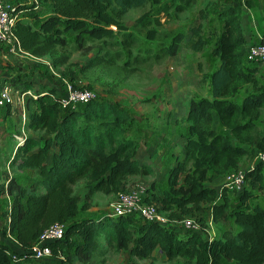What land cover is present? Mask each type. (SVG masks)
I'll list each match as a JSON object with an SVG mask.
<instances>
[{"label": "trees", "instance_id": "16d2710c", "mask_svg": "<svg viewBox=\"0 0 264 264\" xmlns=\"http://www.w3.org/2000/svg\"><path fill=\"white\" fill-rule=\"evenodd\" d=\"M45 1L52 7L46 17L38 16L35 4H14L23 18L26 13L36 14L34 24L22 18L14 29L21 48L36 58L49 57L53 66L60 68L71 59L68 35L78 44L96 41L84 67L90 69L110 62L116 56L113 48L136 42L123 23L129 10L147 4L155 7L154 19L150 14L139 19L138 25L146 28L155 19L159 22L161 14L185 11L194 0ZM242 7V0H233L218 14L222 28L213 50L219 63L210 79L211 98L191 100L187 114L177 121L184 156L176 159L170 171L172 200L167 204L170 215L166 224L108 213L79 219L88 207L75 193L78 183L83 182L89 197L119 194L128 177L153 173L149 164L139 161L141 143L133 114L101 96L64 107L62 92L54 84H40L35 76L7 74L5 80L0 79L20 94L31 92L26 97L25 126L45 133L43 138L30 134L19 140L16 136L7 158L15 175L0 174V201L10 202L7 221L0 225L4 238L0 240V264L35 258L28 250L57 223L66 226L64 237L47 244L53 256L40 264H94L106 249L129 250L140 260H150L161 252L169 261L181 260V264H264V207L244 205L253 191L264 190V162L244 171L246 186L236 206H232L228 188L218 192L208 185L240 170L246 157L264 152V138L257 143L254 138L264 110V83L258 78L257 64L247 61L249 47L255 43L248 44L246 39ZM200 40L195 45L199 46ZM181 41L182 37H177L166 52L175 55ZM133 128L135 137L131 136ZM252 144L255 146L249 148ZM207 206L213 222L231 223L234 228L225 227L219 236L209 238L203 230L181 227V232L172 224ZM199 223L204 229L203 218ZM8 237L19 248H14ZM14 254L22 261L14 262Z\"/></svg>", "mask_w": 264, "mask_h": 264}, {"label": "rangeland", "instance_id": "374dc122", "mask_svg": "<svg viewBox=\"0 0 264 264\" xmlns=\"http://www.w3.org/2000/svg\"><path fill=\"white\" fill-rule=\"evenodd\" d=\"M10 1L30 7L37 3L39 9L36 13L39 17H46V13L52 9L51 4L45 0ZM232 1L194 0L188 4L185 11L161 14L159 22L155 19L153 25L146 28L138 25L139 19L149 14L151 19H154L155 13L157 14L155 7L147 4L131 9L124 16L123 23L128 32L134 35L136 42L113 48L116 56L110 62L90 69L84 67L89 62L96 41H87L85 45L78 44L71 35H68L67 51L71 54V59L66 66L60 68H55L47 56L40 60H29L11 53L9 48L0 45V79L5 80L7 74L31 75L35 76L40 84H54L59 92L63 91L65 83H72L75 86L90 88L97 97H105L127 109L137 120L138 126L135 125L141 143L138 151L139 161L149 164L153 168V173L128 177L122 192L128 194L142 192L141 202L154 205L161 216L169 219L170 211L167 210V204L171 203L172 197L168 179L176 159L182 160L184 156V140L180 137L177 121L187 114L191 100L211 98L210 79L219 63L213 50L222 28L218 14L224 5H230ZM242 2L241 16L245 35L251 42L257 43L258 37L264 36L262 13L264 0ZM35 15L26 13L23 19L34 24ZM177 37H182L179 49L175 55H170L166 50ZM199 38L202 43L197 46L195 43ZM117 39L122 38L117 36ZM256 67L259 70L258 78L264 83V64H257ZM251 90L249 87L248 91ZM27 111L26 98L22 101L16 97L15 103L10 106L0 104V174L15 175L13 173L15 170L9 166L7 158L16 136H19V140L30 134L38 138L45 137V133L30 131L27 125L25 126ZM135 130L133 128L132 137L137 134ZM254 138L256 143L264 138V110L257 123ZM254 146L255 144H252L248 147ZM261 152L259 151L256 157H246L240 165V170L245 171L261 161L259 158ZM225 182V177H222L208 185L218 192L225 187L228 188L232 206H236L242 190L229 188L225 186ZM75 193L81 197V204L88 207L81 212L79 219L89 215L113 214L112 204L118 193H97L89 197L83 182L75 186ZM9 204L8 200L0 201V225L7 221ZM245 204H248L249 208L257 205L264 207V190L253 191ZM201 218L205 223L204 229L199 223ZM184 219L195 220L200 230L209 238L219 236L225 227L234 228L231 223L213 222L212 212L208 206L195 215L183 216ZM180 221L175 220L172 224L183 232ZM40 262L36 258H30L20 264ZM94 264H181V260L169 261L161 252H156L150 260H140L132 257L129 250L106 249Z\"/></svg>", "mask_w": 264, "mask_h": 264}, {"label": "built area", "instance_id": "2783aa9c", "mask_svg": "<svg viewBox=\"0 0 264 264\" xmlns=\"http://www.w3.org/2000/svg\"><path fill=\"white\" fill-rule=\"evenodd\" d=\"M36 9H39L36 3ZM23 13L17 12L13 2L10 0H0V45L9 48L13 54H18L29 60H40L30 56L20 46L19 41L15 37L14 29L17 23L22 20ZM247 61L254 64H264V41L250 45ZM31 92L20 94L15 91L9 84L0 83V104L3 106L13 105L18 100L24 101ZM96 97V94L86 88H79L72 84L65 83L62 91V105L64 107H76L86 103L90 99ZM259 158L264 162V152H261ZM225 186L243 190L246 186V177L243 170H235L225 177ZM142 192L125 193L121 192L117 195V199L112 204V212L115 216L137 215L146 221H157L163 224L169 222L158 213L157 208L148 203H142ZM182 228L186 230L199 231L200 226L193 219H184L180 221ZM66 226L64 224H54L46 229L40 236V239L28 251L38 260L48 259L53 256L51 248L47 245L50 241L62 239L64 237ZM14 262H21L22 259L18 255H13Z\"/></svg>", "mask_w": 264, "mask_h": 264}, {"label": "crops", "instance_id": "0c3cea01", "mask_svg": "<svg viewBox=\"0 0 264 264\" xmlns=\"http://www.w3.org/2000/svg\"><path fill=\"white\" fill-rule=\"evenodd\" d=\"M262 13H263V16H264V9L262 10ZM245 33V32H244ZM246 36V39H247V41H248V44H253V43H256V42H251L249 39H248V36L247 35H245ZM259 39H258V42L260 41V39H261V37H258ZM6 239V238H5ZM8 239V240H7ZM6 240L7 241H9L10 243H11V245L14 247V248H19V245H18V243L15 241V240H11L10 241V238L8 237ZM0 240H4V238H3V236H2V234H1V232H0Z\"/></svg>", "mask_w": 264, "mask_h": 264}]
</instances>
